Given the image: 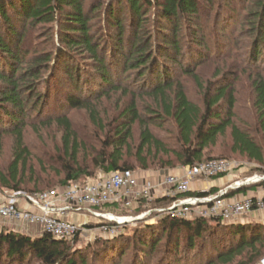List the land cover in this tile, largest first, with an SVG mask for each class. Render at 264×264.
Returning <instances> with one entry per match:
<instances>
[{
  "label": "trees",
  "instance_id": "trees-1",
  "mask_svg": "<svg viewBox=\"0 0 264 264\" xmlns=\"http://www.w3.org/2000/svg\"><path fill=\"white\" fill-rule=\"evenodd\" d=\"M125 1L132 18H134L133 25L138 32L143 27L142 0ZM201 1L203 0H161L159 3L154 0V3L148 2L150 3L149 7L157 8L160 20L170 27L171 34L162 35L163 40L156 47L158 52L161 51L158 55L153 50L151 36L138 42L140 38L136 34L129 53L124 55L123 58L125 68L139 70V79L150 74L153 77H149L151 88L147 92L158 99L162 115L157 114L158 110L151 111L155 117H166L175 124L177 131L174 136L175 144H167L163 139L152 133L147 121L141 118L135 101L132 100L114 119L113 124L115 126L106 131L99 149L94 148L90 162L92 168L98 170V172H90L88 167L75 161L79 144L72 136L66 112H63L66 111V108L60 106L58 110L63 113L61 116L48 117L42 123L55 121L64 131L62 135L63 148L69 161L62 163L63 178L60 180L61 186L75 182L81 183L85 179L97 176L99 173L124 169L134 171V166L126 161L124 156L125 152L131 151L129 140L131 139L132 125L136 122L139 124L140 131L139 142L135 146L133 155L141 168L149 167L147 154L151 153L160 155L159 164L166 168L174 167L176 164L180 166L194 165L208 159L222 158L209 157L204 159V151L208 145H213L219 136L225 134L227 128H230L232 152H237L245 155L250 160L264 164L262 147L247 130L237 125L233 120L235 98L233 92L228 90L231 87L229 84L219 86L215 90L213 89L214 84L211 82L205 86L199 84L202 88L203 98V107H200L188 99L181 82L176 80L170 73L163 72L161 68L162 57L175 60L182 55L181 41L178 38L180 19L195 20L193 17L197 16L201 8ZM205 2L209 4L208 7H211V1L205 0ZM251 5L252 12L247 13L244 18L251 17L249 23L252 25L248 27V34L253 38L250 42V55L252 59H257L264 52V0H252ZM58 17L64 19L62 24L65 30L61 32L63 38L60 37V41L64 43L65 50L70 52L71 49L83 47L95 60L96 68H94V71L100 75L97 87V85L94 86L87 82L83 78L86 74L80 75L79 70L74 66L62 65V69L68 78L67 86L70 89L64 96L66 106L87 109L88 105L91 106L90 102H87L88 100L92 97L96 99L105 94L103 89L100 88L102 84L112 87V81L106 73L107 65L104 64V58L98 52V49L102 50V45L90 33V18L86 12L84 0H0V111L9 116L10 124H13L11 126L12 132L18 136L12 161L5 171L0 169L1 187L12 190L20 189L21 170H24L26 166L27 148L22 146L21 125L23 119L21 120L19 116L23 114L26 104L33 95L32 92L37 89L38 82L42 79V76H40L41 70L52 60L50 52H41L30 60H26L28 53L22 49L26 29L33 28L38 24H52L57 21ZM110 19L115 23L118 31L116 44L121 45L122 24L120 21L118 22L117 18ZM195 23L193 22V24ZM192 36L195 39V34H192ZM193 41H197L196 47L202 46L199 39ZM117 49L120 50L121 48L118 47ZM58 54L59 59L67 55L62 49H59ZM199 60L200 55L195 59L194 64ZM181 66L182 73L192 75L199 83L194 68ZM49 82L44 86V92L47 93L46 97L45 94L41 93L37 95L39 97L35 100V104L39 106L36 109L37 115L44 113V106L48 103L47 97L50 92L48 89L51 88V83L53 84L55 81ZM97 88H100L99 95L96 93ZM251 88L254 96L253 107L258 115L257 123L264 138V76L259 72L254 74L251 79ZM40 96L45 97V99L40 100ZM224 100L227 106L222 108L220 103ZM261 172L263 173V171ZM82 177L84 178L80 179ZM37 182H34V189L28 193L41 191L37 186ZM192 194L205 196L208 192L189 191L183 196ZM178 197H181V195ZM172 199L168 198L166 201V197L156 198L152 201L156 203V206L152 207L166 206ZM142 200H136L134 207L136 205V208H139L140 205L148 206ZM152 207L148 206V208ZM121 219L119 218V220ZM209 220L215 221L218 225L225 223L220 218L193 217L186 219L163 215L155 223L151 224V222L145 221L141 228L143 233L138 235L134 232L128 235L121 234L115 237L114 240L107 242L105 246L110 250V257H113L114 254L121 257L128 241L133 242L134 247L139 250V256L146 259L149 257L148 255L155 251L156 245L160 243V236L166 233L168 239L165 248L168 256L161 257L157 264H166V261L171 259L173 263L178 264L180 260L183 261L180 258L185 253H191L196 247L195 264H227L233 261L237 253L241 254L245 249H253L256 244L264 243V225L255 222H239L223 226L225 234L231 236V243L224 250L221 247L216 248L218 243L223 242L222 235L218 243L210 239L208 243L202 242L196 246L197 241L201 239L203 241L204 235L209 232L208 227H211ZM156 229L161 233H156ZM66 243V240L56 239L44 232L37 237H31L13 229L0 228V249H3V253L11 259L16 258L22 261L28 255H34L40 264H73ZM172 253L173 257L170 256ZM261 256H264L263 253H257L253 257H249L247 261L237 264H250ZM115 262L113 261L111 264H115ZM139 262L133 264H140Z\"/></svg>",
  "mask_w": 264,
  "mask_h": 264
},
{
  "label": "rangeland",
  "instance_id": "rangeland-1",
  "mask_svg": "<svg viewBox=\"0 0 264 264\" xmlns=\"http://www.w3.org/2000/svg\"><path fill=\"white\" fill-rule=\"evenodd\" d=\"M160 1L157 0L158 3ZM209 1L212 3L211 7H208L209 4L205 0L201 1V8L197 16L193 17L195 20L180 19L178 38L181 41L182 55L175 60L162 57L161 68L163 72L170 73L176 80H179L188 99L200 107H203V98L202 88L199 84L205 86L211 82L214 84V90L219 86L229 84L231 87L228 90L233 92L235 98L233 108L234 122L247 130L264 151L263 133L259 130L257 123L258 115L253 107L254 96L251 88V79L254 74L259 72L264 76V52L257 59H252L250 42L253 38L248 34V27L252 25L249 23V20H251L249 18L251 17H248V19L244 18L251 11L252 0ZM148 2L154 3V0H142L143 27L137 32L133 25L134 18H132L125 0H84L86 12L90 18V33L102 45V50L98 49V52L104 58V64L107 65L106 73L112 81V87L106 84L101 85L102 87L100 88L103 89L105 94L100 95L96 99L92 97L88 100L87 102H90L91 106L88 105L87 109L84 107L71 108L66 106L64 96L70 89L67 86L68 78L62 69V65L69 64L74 66L79 70L80 75L86 74L83 78L87 82L95 86L99 82L100 75L94 71V68H96L95 60L89 55V52L84 50L83 47L71 49L70 52L65 50L64 43L60 41V37L63 38L61 32L65 30L62 24L64 19L61 17H58L57 21L52 24H38L28 29H26L27 26L25 27L26 32L22 49L28 53L26 60H30L41 52H50L52 60L41 70L40 76H42V79L39 81L40 83L38 82L37 89L34 91L36 93L32 92L33 95L26 104L23 114L19 116L21 120L23 119L21 142L22 146L27 148L26 166L24 170H21L20 189L12 190L0 186V201L5 200L7 195L12 193L22 195L32 191L35 181H38L37 186L41 191L61 187L60 180L63 178L62 163L69 161L68 155L63 148L62 135L64 131L55 121L51 120L50 123H42L48 117L61 116L63 113L58 110L60 106L61 108H66V111L63 112H66L72 136L79 144V151L75 161L82 166L88 167L90 172H98V170L92 168L90 162L94 148L99 149L106 131L115 126L113 124L114 119L132 100L135 101L141 118L147 121L152 133L163 139L167 144H175L174 136L177 132L175 124L166 117H155L151 111L158 110L157 114L162 115L158 99L147 92L151 88L149 77H153L150 74L139 79V70L125 68L124 66L123 58L124 55L129 53L130 46L134 43V35L138 34V38H140L138 42L151 36L153 50L158 55L161 51L158 52L156 47L161 44L162 35L171 34L170 27L160 20L157 8L149 7L150 3ZM110 18H117L118 22L120 21L122 24L121 45L116 44L118 31L115 23ZM193 22L196 23L193 24ZM160 24L162 25L161 28ZM195 28L197 30L194 31ZM192 34H195V39L192 38ZM198 39L202 42L201 47H196L197 41H193ZM118 47L121 49H117ZM59 49H62L67 54L66 57L58 58ZM198 55H200V60L194 64ZM181 65L194 68V73L199 83L192 75L182 73ZM48 81H55V83H51V88L48 89L50 92L47 97L48 103L44 106V113L37 115L36 109L39 106L35 104V100L39 97L37 95L41 93L45 94L46 97L47 93L46 91L44 92V86L48 84ZM100 88L96 90L98 95L100 94ZM40 97V100L45 99V97ZM220 105L222 108L227 106L225 100ZM12 125L10 124L9 116L0 111V169L3 171L7 169L13 159L14 148L18 140V136L12 132ZM139 131L140 127L136 122L132 125L131 139L129 140L131 151L125 152L124 156L126 161L134 166L133 172L135 175L138 178L149 177L154 174L157 175L160 170H168V168L166 169L165 166L159 164L160 155L147 154L148 168H141L140 164L136 162L133 154L135 146L139 142ZM229 132L230 128H227L225 134L219 136L213 145H208L205 148L204 159L222 157L235 162L238 165L237 169L240 170L233 171L231 175L232 183L234 180H242L255 173L261 174V171L264 173V164L257 163L248 159L245 155L231 151ZM180 169L182 167L176 164L170 168V171L176 172ZM247 186L249 184L245 185V188ZM142 201L146 203L144 199ZM146 204L150 207L156 206V203L152 201ZM136 206L134 208L131 206L122 208L120 211L113 212L117 216L127 217V221L121 224L119 233L115 236H103L93 231H88L87 222L85 228L66 243L70 257H72L74 262L73 264H111L113 261H116L115 264H133L137 261H140V264H157L161 257L168 256L165 248L168 235L165 233V235L160 236L161 241L156 245L155 251L148 255L149 257L146 259L139 256V250L134 247L133 242L129 241L125 245L124 253L121 257H117L115 254V256L113 255L114 259L110 257V250L105 246L107 242L114 240L115 237L121 234L128 235L134 232L138 235L143 233L141 228L145 221L151 222V224L157 221V219H152L154 214L146 215L141 219L136 218L144 211L143 209L148 208V206L140 205L139 208H136ZM87 213L85 209H82L76 213L67 212L65 217L67 220L75 222L74 216L80 214L81 216H86L87 218L84 220L87 221ZM249 215L251 216L245 215L242 216L241 220H229L219 225L215 221L209 220L211 227L208 228L210 230L204 235L203 241L202 239L197 241L196 246L202 242L208 243L210 239L218 243L219 238L223 236V242L221 244L218 243L216 248L221 247L224 250L231 243V236L227 233L225 234L223 226L239 222H255L264 225L263 212ZM84 220L78 219L76 222L81 224ZM95 225V221L90 223V226L96 227ZM1 227L13 228L14 231L31 237H36V235L41 233L38 226H30L13 221L0 220ZM158 232L157 230L156 233ZM195 250H197V247L191 253L186 251L187 253L180 258L183 261L180 260L178 264H195L194 258L196 255L194 254L197 253ZM0 251V264H40L34 255H28L26 259L21 261L16 258H7L3 253V249H0ZM257 253H263L264 255V243L256 244L253 249H245L241 254L237 253L233 261L227 264L245 262L249 257H253ZM186 255H188V259ZM170 256L173 257V253ZM263 257L257 258L250 264H258ZM146 261L147 263H145ZM168 263L175 264L172 259L167 260L166 264Z\"/></svg>",
  "mask_w": 264,
  "mask_h": 264
},
{
  "label": "built area",
  "instance_id": "built-area-1",
  "mask_svg": "<svg viewBox=\"0 0 264 264\" xmlns=\"http://www.w3.org/2000/svg\"><path fill=\"white\" fill-rule=\"evenodd\" d=\"M237 167L229 159L212 158L194 165H184L180 172L167 174L161 180L153 182L147 178L140 181L129 169L99 173L81 183H70L56 189L22 195L9 194L5 200L0 201V220L38 226L42 233L66 241L83 230L87 222L88 231L103 236H115L119 233L121 224L127 221V217L104 211L102 207L118 204L121 208H127L139 199H144L146 203L153 201L160 196L155 189L161 186L164 188L163 196L173 198L172 201L166 206L147 208L136 218L154 214L152 219L168 215L186 219L202 217L229 221L247 214L264 212V188L251 196L244 195L235 199L226 196L228 187L239 188L263 183L264 173L234 180L233 184L219 189L215 194L183 196L190 191L191 181L228 175L234 170H240ZM82 209L88 212V221L79 224L66 219L67 212L76 213ZM92 221H95L96 227L90 226ZM258 264H264V257Z\"/></svg>",
  "mask_w": 264,
  "mask_h": 264
},
{
  "label": "crops",
  "instance_id": "crops-1",
  "mask_svg": "<svg viewBox=\"0 0 264 264\" xmlns=\"http://www.w3.org/2000/svg\"><path fill=\"white\" fill-rule=\"evenodd\" d=\"M168 170H160L157 175L154 174V175L149 176V177H145V176L144 177H139L138 179L141 181L142 179H144V178L146 179L147 178L148 180L153 182V181H156V180H161L167 174L178 173V172L181 171V169H180L179 171L171 172L170 168H168ZM231 175H232V173L228 174V175H221V176H216V177H212V178L195 179V180L191 181V183H190V192H208V194H215V193L218 192L219 189H221V188H223V187H225L227 185L233 184L232 181H231V177H232ZM246 188H245V185H243V186H241L239 188H236L235 186L228 187V192H227L226 196L228 198H230V199H235V198H241L244 195L245 196L246 195L251 196L253 194H257L258 192L261 191L262 188H264V182L260 183V184H256V185L255 184H249V186H247ZM155 190L157 191L158 195H160L159 197H166V196H163V194H162L163 191H164L163 186H161V187H159V188H157ZM168 198L169 197H166V201L168 200ZM134 205L135 204H132L133 207H134ZM121 209L122 208L118 204H107V205H104L102 207V210L110 211V212L120 211ZM247 216H251V215L247 214ZM74 217H75V222L78 219H81V220L83 219L84 220V219L87 218L86 216H84V215L81 216L80 214H76V216H74ZM241 218H243V217H240V218H238L236 220L237 221L241 220ZM84 221H86V220H84ZM9 229H13V228H9ZM39 235H36V237L39 236Z\"/></svg>",
  "mask_w": 264,
  "mask_h": 264
}]
</instances>
